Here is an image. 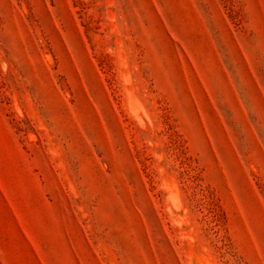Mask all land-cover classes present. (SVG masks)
Returning <instances> with one entry per match:
<instances>
[{"label": "rangeland", "instance_id": "rangeland-1", "mask_svg": "<svg viewBox=\"0 0 264 264\" xmlns=\"http://www.w3.org/2000/svg\"><path fill=\"white\" fill-rule=\"evenodd\" d=\"M0 264H264V0H0Z\"/></svg>", "mask_w": 264, "mask_h": 264}]
</instances>
